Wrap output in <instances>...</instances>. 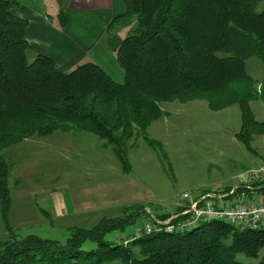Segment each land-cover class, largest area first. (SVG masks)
I'll return each mask as SVG.
<instances>
[{"label":"trees","instance_id":"trees-1","mask_svg":"<svg viewBox=\"0 0 264 264\" xmlns=\"http://www.w3.org/2000/svg\"><path fill=\"white\" fill-rule=\"evenodd\" d=\"M263 1L123 0L125 10L107 26L126 29L115 51L123 72L117 81L92 61L64 70L50 55H32L25 36L28 20L15 13L19 2L0 0V209L5 220L11 164L1 152L32 136L90 132L112 146L127 171V153L137 135L164 114L160 103L205 100L215 109L239 105L236 137L250 147L254 131H264V122L256 121L250 109L259 94L246 71L252 56L264 65ZM66 22L65 14L61 24ZM145 207H126L91 227H70L62 241L33 233L17 237L9 227L0 243V264H243L238 255L258 258L264 246V229L240 230L225 221L168 230L185 215L165 224L172 215L167 212L156 213L162 223L152 221L149 231L126 233L138 219L150 218ZM87 241L94 246L84 249ZM257 264H264V254Z\"/></svg>","mask_w":264,"mask_h":264},{"label":"rangeland","instance_id":"rangeland-1","mask_svg":"<svg viewBox=\"0 0 264 264\" xmlns=\"http://www.w3.org/2000/svg\"><path fill=\"white\" fill-rule=\"evenodd\" d=\"M41 2L52 16L50 23L59 28L65 10L60 14L57 0ZM72 19L70 29L83 32V26H92L96 31L93 21ZM122 31L125 35L126 29ZM246 71L254 79L253 92L259 94L249 102L251 112L256 121L264 122V65L258 56L246 60ZM160 106L164 114L129 148L127 171L112 146L87 131H54L4 149L1 153L11 164L10 208L6 220L0 209V243L9 227L17 237L33 233L62 241L70 227H91L137 204L146 205L150 216L173 214L188 205L182 192L192 198L207 192L223 195L247 183L245 176L264 166V131H254L250 147L238 140L242 121L236 103L215 109L205 100H175ZM144 135L155 140L154 145ZM146 218L126 233L142 228ZM92 246L87 241L82 247ZM263 254L264 246L258 258L238 257L243 264H257Z\"/></svg>","mask_w":264,"mask_h":264},{"label":"crops","instance_id":"crops-1","mask_svg":"<svg viewBox=\"0 0 264 264\" xmlns=\"http://www.w3.org/2000/svg\"><path fill=\"white\" fill-rule=\"evenodd\" d=\"M15 13L28 20L25 36L31 45V54H46L54 58L56 65L70 70L77 64L92 61L117 81L123 79L115 51L124 33L123 28L109 31L111 19L125 10L123 0H63L67 22L53 27L46 5L41 0H17ZM55 10V9H54ZM93 21L83 26V32L70 29L72 18Z\"/></svg>","mask_w":264,"mask_h":264},{"label":"built area","instance_id":"built-area-1","mask_svg":"<svg viewBox=\"0 0 264 264\" xmlns=\"http://www.w3.org/2000/svg\"><path fill=\"white\" fill-rule=\"evenodd\" d=\"M243 180L247 183L235 185L223 195L207 192L192 198L188 192H182L181 196L188 205H182L185 206L183 210L173 213L163 223L185 215L176 224H168L167 229L183 230L203 220L225 221L240 230L264 229V166L251 171ZM146 219L143 225L146 231L153 227L152 221L161 222L153 215ZM135 235H139L138 230Z\"/></svg>","mask_w":264,"mask_h":264}]
</instances>
